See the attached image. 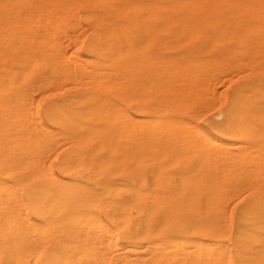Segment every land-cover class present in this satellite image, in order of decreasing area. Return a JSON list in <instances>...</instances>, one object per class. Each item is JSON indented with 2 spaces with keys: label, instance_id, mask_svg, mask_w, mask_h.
I'll list each match as a JSON object with an SVG mask.
<instances>
[{
  "label": "bare ground",
  "instance_id": "obj_1",
  "mask_svg": "<svg viewBox=\"0 0 264 264\" xmlns=\"http://www.w3.org/2000/svg\"><path fill=\"white\" fill-rule=\"evenodd\" d=\"M68 1L0 0V264H264V0ZM229 67L247 79L206 132L177 108Z\"/></svg>",
  "mask_w": 264,
  "mask_h": 264
},
{
  "label": "rangeland",
  "instance_id": "obj_2",
  "mask_svg": "<svg viewBox=\"0 0 264 264\" xmlns=\"http://www.w3.org/2000/svg\"><path fill=\"white\" fill-rule=\"evenodd\" d=\"M68 2H72V1L69 0ZM69 4L72 5L71 9L73 11L76 9L75 10L76 12L75 11L73 12V13H75L74 14L75 19L74 18L70 19V22H69V23L73 24V26L70 24L68 26H70L69 28H71V26H72L73 29L75 27V29L73 32L72 28H71L72 30H68L69 28H67L65 30V34L67 33V34H71L73 36H76V37H74V38H76V40H75L76 42H74L73 45H72V43L69 44V47H68V45H64L67 42H65V43L63 42V48H64V50L66 52L65 54L67 56L71 57L72 59L73 58L77 59L76 55H71V53L74 49H76L80 54H83V44H85L91 38V34H90V29H91L90 27L91 26H90V23L82 17V14L84 13V11L86 9L85 5L82 4L81 2H79L76 5L74 4L75 6H77L74 8L72 3H69ZM73 20L76 22H73ZM84 20H85V22H84ZM77 37H79V40L77 39ZM169 38H170L169 36H163L162 42L161 43H157V42L153 43L150 51L154 54H159V55H163V56L180 53L182 51V47H174L172 45V43L170 42L171 38H170V40H167ZM240 58H242V57H239L238 59H240ZM230 60H231V62H234V58H232ZM230 70H232V71L230 72ZM39 71H45V70H39ZM236 73H238V74H236ZM218 74H221V75L216 76ZM242 74H244V73H242V71L240 69H235V68H230V67H229V69L227 68L226 71L223 70V72L216 73V75H214V77H212V80L210 81L211 86H209L210 84L208 85L209 89L205 90L206 84H203L201 86V88H203V90L201 92L205 91L204 92L205 95L203 94L201 96V99H203L205 97H206V99L201 100V102H199L200 99H198L199 101H196V104H195L194 100L189 101V104H187L185 106L178 107L177 111L179 112V114L181 116L185 117L186 120L188 119V121L197 125L198 127L205 130L206 132L210 131L208 128V124L211 121H215V120L220 119L221 116L218 114V110H219L221 104L223 103L225 96L235 86V83L237 84L238 82L247 79V77H241ZM234 75H236V76H234ZM68 84L69 83H62L61 85H64V86L60 85L63 88H60L59 91L71 88V84H69V85ZM66 85H67V88L65 87ZM50 88H51V86H49L46 90L45 89L40 90V91H44L43 95H42V93H40V91L33 92V94H32V100H33L32 103L33 104L30 102L32 109L34 107L39 113H42V109H43L44 105L53 97V94L51 93ZM105 89L106 88H103V90H105ZM109 90H111V89H109ZM45 91H47V92H45ZM209 91H211V92H209ZM37 94H39V95H37ZM33 96H34V98L37 97L36 98L37 100L33 99ZM208 96L210 97V99H208L209 98ZM154 102L155 101L147 100L146 105H148V104L153 105ZM117 103H119V102L117 101ZM120 105L123 107V109H126V111L128 113L130 112L131 115H134L131 103L122 102V103H120ZM57 144H59V143H57ZM61 146H63V145L60 144V147ZM60 147H59V145H57L55 147H51V148H53L51 151L55 150L52 154H50V155H52V157L46 156V158H44V161L46 163L48 162L49 164H51L54 167V170H55V167H56V164H57L59 158L61 157V155L63 153V147H61V148ZM56 148H59V149L57 150ZM51 151H48L47 155H49V152L51 153ZM111 166L112 167L109 168L110 170H106L103 173V175L113 176L114 178L116 176H120V174L114 172V168H113L114 166L113 165H111ZM178 168H179L178 163H173L172 165H170L166 168L165 172L170 171V173H174V171H176ZM111 171H113V173H110ZM239 191H237V194L235 193L236 191L232 192L236 195H233L229 192V193H227L228 196L227 195L225 196L226 199H225L224 204L225 205L227 204V205L226 206L224 205V208L229 213V215H227V212H226V215H227V217H229V222H230L229 228H232V229L235 227V224H236L238 209L249 198L248 192H245L244 190L241 192H239ZM243 192H244V194H242ZM229 197H231V198H229ZM225 242L230 247V244H231L230 241L228 239H226Z\"/></svg>",
  "mask_w": 264,
  "mask_h": 264
}]
</instances>
